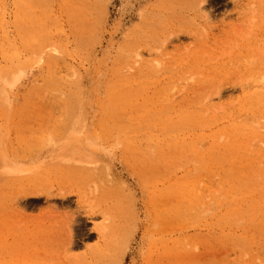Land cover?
<instances>
[{
    "label": "rangeland",
    "instance_id": "1",
    "mask_svg": "<svg viewBox=\"0 0 264 264\" xmlns=\"http://www.w3.org/2000/svg\"><path fill=\"white\" fill-rule=\"evenodd\" d=\"M259 85L264 0H0V166H36L0 174V264H75L131 198L125 264L160 231L183 264H264Z\"/></svg>",
    "mask_w": 264,
    "mask_h": 264
},
{
    "label": "bare ground",
    "instance_id": "2",
    "mask_svg": "<svg viewBox=\"0 0 264 264\" xmlns=\"http://www.w3.org/2000/svg\"><path fill=\"white\" fill-rule=\"evenodd\" d=\"M48 46L54 50L51 47L54 46L53 44ZM259 86L262 87L259 95L257 97H249V101L245 104L248 112L252 114H256L250 107L252 100L257 99L264 103V86ZM240 125V132L242 131L245 137H248L247 145L250 138L260 135L257 128L245 123ZM245 129L247 130L244 132ZM151 139V137H148V139L146 137V143H153ZM241 141L239 137L234 141V143H240V149L245 145L242 139ZM156 150V153L159 152L158 148ZM159 154L157 153L155 156L158 157ZM153 160L150 159L148 163L156 167ZM3 161L6 165L4 168L2 165L0 166V174L6 173L10 178H14L11 179L12 182L22 181L21 174L34 171V168H36L35 165L29 163L17 165L7 157H3ZM171 188L172 186H166L162 190L157 205L161 206L160 214L163 217L162 219H166L165 222L174 224V221L177 220L175 215L179 207H177L178 203L174 200V189L172 190ZM179 212H181V208ZM109 213L111 215V224L108 225V228H99L100 241L96 245L88 247L85 253L79 255L75 259V264H125L128 250L139 229V211L134 199L131 198L128 206L120 204L118 208H115V211L110 210ZM73 243V239H71L70 244ZM185 258H187V255L184 240L174 241L172 237L160 231L158 236L156 233V237L152 239V248L147 255L146 261L147 264H183Z\"/></svg>",
    "mask_w": 264,
    "mask_h": 264
}]
</instances>
